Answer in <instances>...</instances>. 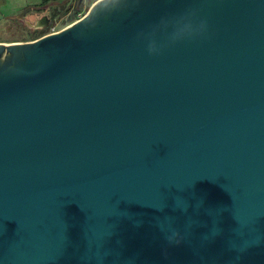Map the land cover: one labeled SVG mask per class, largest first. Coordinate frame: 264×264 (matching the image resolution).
<instances>
[{
  "label": "water",
  "instance_id": "obj_1",
  "mask_svg": "<svg viewBox=\"0 0 264 264\" xmlns=\"http://www.w3.org/2000/svg\"><path fill=\"white\" fill-rule=\"evenodd\" d=\"M0 264H264V0L0 42Z\"/></svg>",
  "mask_w": 264,
  "mask_h": 264
},
{
  "label": "rangeland",
  "instance_id": "obj_2",
  "mask_svg": "<svg viewBox=\"0 0 264 264\" xmlns=\"http://www.w3.org/2000/svg\"><path fill=\"white\" fill-rule=\"evenodd\" d=\"M43 0H0V41L2 42H14V41H27L32 40L37 37V35L31 34L27 30L24 24L20 22L18 16L21 15L24 10L28 7H35L39 5ZM95 0H90L84 3V13L88 10L90 5ZM66 8V4H57L54 6L56 15L53 17L51 22V27H55L59 30L71 22L77 20L81 16L76 15L72 17L71 14H64L63 10ZM28 10L24 15L23 22H30L33 18L37 17L39 14L36 10ZM83 13V14H84ZM81 14V15H83ZM49 15V14H48ZM72 20V21H71ZM31 35H34L31 37ZM35 37V38H34Z\"/></svg>",
  "mask_w": 264,
  "mask_h": 264
},
{
  "label": "flooded vegetation",
  "instance_id": "obj_3",
  "mask_svg": "<svg viewBox=\"0 0 264 264\" xmlns=\"http://www.w3.org/2000/svg\"><path fill=\"white\" fill-rule=\"evenodd\" d=\"M89 1L90 0H43L39 5H36V8L28 7L30 11L36 10L38 12L37 14L39 15L37 17L30 20V22H23L26 15L19 16L17 19L25 25L31 34L37 35L42 29L51 25L52 19L57 13L54 9L55 5L59 3L66 4V8L63 10L64 14H72L76 12V15H81L84 13V8L86 7L84 3ZM34 35H31V37Z\"/></svg>",
  "mask_w": 264,
  "mask_h": 264
},
{
  "label": "trees",
  "instance_id": "obj_4",
  "mask_svg": "<svg viewBox=\"0 0 264 264\" xmlns=\"http://www.w3.org/2000/svg\"><path fill=\"white\" fill-rule=\"evenodd\" d=\"M71 15H72V17H75V16H76V12L72 13ZM71 21H72V20H71ZM49 26H50V25H48L47 27H45L44 29H42V30L40 31L39 35H37V36H40V35L46 33V32L48 31ZM34 38H35V37H34Z\"/></svg>",
  "mask_w": 264,
  "mask_h": 264
},
{
  "label": "built area",
  "instance_id": "obj_5",
  "mask_svg": "<svg viewBox=\"0 0 264 264\" xmlns=\"http://www.w3.org/2000/svg\"><path fill=\"white\" fill-rule=\"evenodd\" d=\"M78 16H82V15L78 14ZM54 31H56V28L49 26L48 31L45 34L50 33V32H54Z\"/></svg>",
  "mask_w": 264,
  "mask_h": 264
},
{
  "label": "clouds",
  "instance_id": "obj_6",
  "mask_svg": "<svg viewBox=\"0 0 264 264\" xmlns=\"http://www.w3.org/2000/svg\"><path fill=\"white\" fill-rule=\"evenodd\" d=\"M150 52L153 51L152 49L149 50Z\"/></svg>",
  "mask_w": 264,
  "mask_h": 264
},
{
  "label": "crops",
  "instance_id": "obj_7",
  "mask_svg": "<svg viewBox=\"0 0 264 264\" xmlns=\"http://www.w3.org/2000/svg\"><path fill=\"white\" fill-rule=\"evenodd\" d=\"M0 42H2V41H0Z\"/></svg>",
  "mask_w": 264,
  "mask_h": 264
}]
</instances>
